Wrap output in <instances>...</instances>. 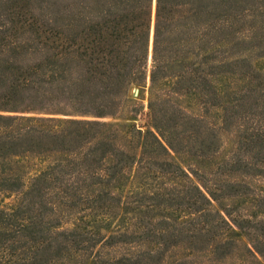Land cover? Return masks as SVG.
Listing matches in <instances>:
<instances>
[{
  "label": "trees",
  "instance_id": "trees-1",
  "mask_svg": "<svg viewBox=\"0 0 264 264\" xmlns=\"http://www.w3.org/2000/svg\"><path fill=\"white\" fill-rule=\"evenodd\" d=\"M263 56L264 0H0L1 254L259 264L264 194L244 179L264 159ZM241 196L253 214L220 203Z\"/></svg>",
  "mask_w": 264,
  "mask_h": 264
},
{
  "label": "rangeland",
  "instance_id": "rangeland-1",
  "mask_svg": "<svg viewBox=\"0 0 264 264\" xmlns=\"http://www.w3.org/2000/svg\"><path fill=\"white\" fill-rule=\"evenodd\" d=\"M246 54H247V51H246ZM250 54H251V51H250ZM252 54H255V51H252ZM254 60H258V63L264 67V56L263 57H256V59H254ZM129 94L131 97L139 100V96H140L139 95V87H136V86L131 87ZM143 97L144 98L141 100L144 103H146V93ZM24 114L29 115V116L46 115V113L38 112V111H29V112H25ZM220 114H221V111L219 110V108H212L209 111V113L207 114V117H208L210 122L217 124L220 121ZM101 120H106V121L115 122V123H118V122L134 123L135 125H137L138 127H140L143 130L146 128V117L144 114L137 115L135 118L105 117V118H101ZM254 168L255 169H252L253 173L251 175L248 174L244 180L250 185V189H249V191L251 193L250 196H253L254 194H258L260 196V195L264 194V159L256 161L254 163ZM191 178L194 180L195 183L198 184L197 179L192 174H191ZM230 178H236V177L232 176ZM250 198L251 197L243 198V196L238 197V198H233V197L232 198H223L222 200H220V203L223 206H230V207L236 206V212L239 210H242V212L245 215L246 214H253L255 211V208L253 209L251 207V203L249 201ZM9 200L10 199H6V201H9ZM212 203L216 209H218L222 214H224L222 207L219 203L215 202L214 200H212ZM255 213L256 214H255L254 218L264 220V211H257ZM233 228L237 232V238H241L244 242L247 243L248 240L241 233L239 228H237L235 225H233ZM9 242L10 243L8 244V247H7L8 248L7 253L1 254V247H0V264H15V253L14 254L10 253V252H13V250H15V243H12L11 240ZM144 246L145 245H142V247H144ZM242 253H243L242 248H240L238 251V255H240ZM183 254H184V251L182 249L171 248L166 253L165 258H164V262L161 264H175L174 261L176 259L182 257ZM204 257H205V255L204 256L200 255L198 257L197 262H194V261L192 263L186 262V264H201V260H204ZM259 259H260L259 264H264V259L261 257H259ZM234 263H235V261H234ZM235 264H237V261ZM254 264H257V263H254Z\"/></svg>",
  "mask_w": 264,
  "mask_h": 264
}]
</instances>
